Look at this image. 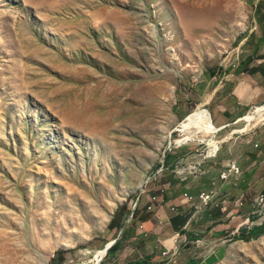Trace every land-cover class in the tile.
I'll return each instance as SVG.
<instances>
[{
    "label": "rangeland",
    "instance_id": "1",
    "mask_svg": "<svg viewBox=\"0 0 264 264\" xmlns=\"http://www.w3.org/2000/svg\"><path fill=\"white\" fill-rule=\"evenodd\" d=\"M44 1L0 0V226L29 253L47 257L39 264H93L122 205L156 170L164 167L168 173L187 165L181 159L167 163V156L180 157L188 149L195 154L206 143L197 139L214 134H186L181 125L196 109L209 110L202 99L213 92L219 75L227 79L226 70L236 69L252 52L264 29V0L232 1L247 21L243 31L229 37L235 12L225 9L213 27L188 37L171 7L181 3L200 14L218 0ZM114 10L121 15L111 19ZM221 44L226 48L215 51ZM175 48L188 54L182 63L194 66L189 71L180 68ZM253 108L217 131L215 139L234 141L237 152L246 153L236 160L259 179L264 123L254 126L247 118ZM79 109L104 123L106 134L88 128L95 119L80 124L69 118ZM164 132L169 139L148 162L151 139ZM145 162L151 165L137 188ZM126 191L103 230H96L97 214L72 230L64 225L70 211L103 210V200ZM80 230L89 232L87 240L58 244L69 231ZM221 244L214 264H264V232L233 237L214 253ZM6 248L0 246V264H11Z\"/></svg>",
    "mask_w": 264,
    "mask_h": 264
},
{
    "label": "crops",
    "instance_id": "2",
    "mask_svg": "<svg viewBox=\"0 0 264 264\" xmlns=\"http://www.w3.org/2000/svg\"><path fill=\"white\" fill-rule=\"evenodd\" d=\"M255 43L252 52L241 59L236 69L226 70L228 78L223 80L219 75V82H214L213 92L205 94L202 99L203 106H208L218 131L241 120L250 108L264 104V29ZM255 135L256 133L252 138L259 145V139ZM245 156V152H237L234 141H222L218 154L203 162L208 171L202 180L192 176L182 180L173 168L168 173H161L159 177H153L152 174L136 197L126 201L113 217L111 226L108 227L106 239L109 242L106 245L117 239L118 248L108 253L101 264H155L166 247H172L177 238L181 239L176 236L181 228L182 233L187 235L188 242L178 254L176 264H214L220 257L219 254H222L224 245L221 244L215 253H206L205 247L211 240L229 241L233 237L250 234L243 227V213L250 208L254 198L264 191V175L253 179L251 171L243 168V179L239 185L231 187L225 183L222 186V191L231 198L243 194L244 209H239L238 214L233 217H226L218 209L211 208L204 210L198 218L193 217L194 208L185 211L184 195L188 193L197 196L204 183L218 179V169L227 161ZM180 159L189 163L202 160V156L188 149L180 157L167 156V163ZM153 197H156L155 203L152 201ZM133 203H136L135 214L131 216ZM186 225L187 228H184ZM197 236L207 239L203 246L198 247L194 243ZM106 245L97 250L94 256H102L103 259Z\"/></svg>",
    "mask_w": 264,
    "mask_h": 264
},
{
    "label": "bare ground",
    "instance_id": "3",
    "mask_svg": "<svg viewBox=\"0 0 264 264\" xmlns=\"http://www.w3.org/2000/svg\"><path fill=\"white\" fill-rule=\"evenodd\" d=\"M42 1L46 3L44 0ZM232 1L233 0H229V1L218 0L215 5H213L212 7H207L204 10V12L200 14L198 12H197L198 14L194 13L190 9V7L186 5L184 6L181 3H174L171 7L174 11L176 25L180 27L182 31H184L185 35L188 37H193L200 31L203 32L204 29L213 27L217 23V21L221 18L222 12L225 11V9L235 12L238 15H236L237 19H236L235 25H233L230 31L226 34V36L229 37L230 34H236L240 31H243L246 28V21H247L246 14L243 11V8L240 7V4H236ZM119 15L121 14H119L118 10H114L112 13H108V16L111 19L117 18ZM197 35L199 36V34ZM225 48H226L225 44L217 45L215 47V51L223 50ZM180 50L181 48L178 50H176V48L172 50L174 52L173 55L177 57L178 62L182 63L183 59L189 60L188 54L187 56H185L183 55L184 52L182 53L181 52L182 50L181 51ZM214 55L215 53L211 54L210 57ZM192 67L194 66L192 64L187 63L186 61L180 65V68L182 69V71H185V72L189 71ZM195 71L196 70H194V72ZM167 88L170 91V93H173V91L175 90V86H172L171 84H169ZM69 118L71 119L73 118L74 121H77V123L79 122L80 124L81 123L87 124L88 122L92 123V121L95 119L93 117L89 119L86 113H83L81 109L77 110V113L72 111V114L70 115ZM247 118L254 119L252 122L254 126L264 123V105L254 106V108L248 112ZM92 126L94 130H97L100 128L99 132H101L103 135L106 134V131H105L106 125L104 123L100 125L98 124V120L95 119L92 125L91 124L88 125V128L91 129ZM181 128L183 132L186 134H191L193 132H196V133L197 132L198 133L210 132V131L214 132L213 135H210L203 139H200V138L199 139L196 138V139L200 141H206L209 143H212V142L215 143L217 141L215 139V134L218 131V129L214 125L211 114L209 113L207 109H204V108L196 109L191 115V117L186 119L182 123ZM138 136L140 137V139H143V140L145 139L144 136H141V135H138ZM169 137H170L169 132H164L159 137V139L157 138L158 140H156V138L151 139L152 142L149 145L150 149L148 151V154H149L148 160H147L148 162L154 161L155 158H157L159 149L165 144V142L169 139ZM146 163L147 162H145L141 168V170L144 172L142 173V175H139V179H138L137 186H136L137 188L141 186L146 176V173L149 169V166L151 165V164L146 165ZM129 192L130 191H126V192H123L122 194H116L112 197L113 200H109L107 202L103 200L101 202L104 206L103 210L95 209V210H92V212H81V214L76 213L75 210L70 211L69 219L64 222V225L68 226L67 229L69 230L70 228L76 227L77 225L81 224L80 222L83 220H88L90 218L94 220V216L97 214L98 218L96 220L98 221L96 223H97L98 229L96 230H100V231L103 230L105 226L107 225V223L109 222L110 215L115 210L117 204L121 201H124L125 197L127 196ZM114 193L115 192H113V194ZM68 235H69L68 237H62L63 239L61 238L58 244H61L63 246H74L78 241L83 242L84 240H87L90 236L89 232H86V231L81 232L80 234L78 233L76 235L73 234V231H69ZM35 239H36V236H35V231H34L32 233L31 240L35 241ZM0 246L2 247L7 246L6 249L10 250L9 256H10L11 264H39V262H44V263L47 262V257L42 256V255L34 256L33 254L29 253V250L27 248H25L26 245L21 244V243L18 244L16 242V239L15 241H13V239L7 233V231L4 230L1 226H0ZM101 260H102V256H97L93 264H100Z\"/></svg>",
    "mask_w": 264,
    "mask_h": 264
},
{
    "label": "built area",
    "instance_id": "4",
    "mask_svg": "<svg viewBox=\"0 0 264 264\" xmlns=\"http://www.w3.org/2000/svg\"><path fill=\"white\" fill-rule=\"evenodd\" d=\"M220 140H217L215 143L206 142L205 146L202 149H197L198 155L202 156V160H195L194 162H189L183 168L174 169L180 176L182 180H187L189 176L194 177L197 180H202L204 174L207 173V169L204 168L203 162L207 158L215 157L220 148H221ZM258 146V144H255ZM213 165L211 166V168ZM164 167L156 170L153 177H159V175L163 172ZM218 179H212L209 183H204L200 188V191L197 196L185 193V211H189L194 208L192 212V216L197 218L200 214L206 209H218L222 214L226 217H233L237 213L239 209H244V197L243 194L238 195L235 198L229 197L226 193L222 191V186L226 184H230L231 187H235L239 185V183L243 179L244 170L238 163L236 159H230L223 165L222 168L218 169ZM153 203H155L156 197L152 198ZM136 206V203H133V208L131 212V216L133 215V210ZM243 215L244 223L243 227L246 232H251L254 228L260 227L264 225V191H261L252 201L250 208L244 211ZM187 228V225L184 226ZM183 229H179L177 231L176 236L181 237L179 240H175V243L172 247H166L161 252L160 260L155 264H176L177 256L180 253L181 249L188 242V237L186 234H183ZM232 239V238H231ZM230 239V240H231ZM205 237L197 236L195 238L194 243L199 247L205 244ZM227 239L220 240H211L208 246L205 247L206 253H212L215 251L217 245L220 243L226 242Z\"/></svg>",
    "mask_w": 264,
    "mask_h": 264
},
{
    "label": "trees",
    "instance_id": "5",
    "mask_svg": "<svg viewBox=\"0 0 264 264\" xmlns=\"http://www.w3.org/2000/svg\"><path fill=\"white\" fill-rule=\"evenodd\" d=\"M122 206H123V205H122ZM134 214H135V210H134V212H133V215H134ZM112 221H113V218H112V220L110 221L108 227L111 226ZM263 232H264V225H263V226H260V227H256V228H254V229L250 232V234H243L242 237H243L244 239H249L250 237H252V236H257L258 234H261V233H263ZM117 248H118V240L116 239V241H115V242L110 246V248L108 249L107 254L110 253V252H114V251H116Z\"/></svg>",
    "mask_w": 264,
    "mask_h": 264
},
{
    "label": "water",
    "instance_id": "6",
    "mask_svg": "<svg viewBox=\"0 0 264 264\" xmlns=\"http://www.w3.org/2000/svg\"><path fill=\"white\" fill-rule=\"evenodd\" d=\"M176 129V128H175ZM174 129V130H175ZM113 244V243H112ZM112 244H110V245H106V247H105V251H106V253H107V251H108V249L110 248V246L112 245Z\"/></svg>",
    "mask_w": 264,
    "mask_h": 264
}]
</instances>
